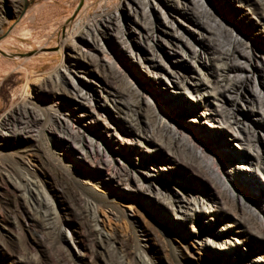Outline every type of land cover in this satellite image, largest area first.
<instances>
[{"label": "rangeland", "instance_id": "obj_1", "mask_svg": "<svg viewBox=\"0 0 264 264\" xmlns=\"http://www.w3.org/2000/svg\"><path fill=\"white\" fill-rule=\"evenodd\" d=\"M129 1L91 0L89 10L77 18L85 5L84 0H20L16 9L9 0H0V123L24 103L25 97H28L30 104L40 113H47L46 120L40 125L42 127L35 128L36 135L32 134L34 137L38 135V140L27 138L26 135L17 139L14 138L11 128L0 129V164H11V173H15L14 177L25 186V190L16 191L22 204L27 206L14 213L15 215L0 208V242L4 240L7 244V250L0 249V264H30L25 262L24 255L34 256V259L42 262L40 264H46L50 258L45 247L38 243L41 236L39 223L32 222L27 216L28 207L32 211L33 204L37 207V197L42 202L40 209L49 212L60 229L63 237L60 250L71 264H83V260H91V264L108 262V253L97 245L99 238L88 235V226L81 215L94 218L100 233L128 244L132 259L125 257L121 243L114 242L121 261L126 264H238L237 259L241 254L258 261L256 264H264V241L259 238L262 236L259 233L261 230L250 229L242 224L239 220L240 212L235 205H232V208L235 206L234 211L226 215L225 212L218 213V210H224V206L218 200L210 199L205 202L204 209L186 205L184 214H177L171 206L165 205L163 196L158 191H139L137 187L119 180L111 170L114 163L107 166L100 160L101 157H96L94 152L89 153L90 145L65 141V135L57 125L56 130H53V127L51 129L52 115L65 114L73 124V129L77 130L80 125L104 143L108 150L107 159L111 162L121 159L132 164L146 165L150 173H154L158 181L163 183L160 187H164L168 197L178 195L191 199L201 198L207 190L223 192L216 183L206 182L196 169L185 167L180 160L172 158L168 149L159 153L154 151L159 145L148 141L151 134H148L146 141L126 135L119 128L118 136L115 134L116 138L115 135L111 137L106 134V131H103L105 125L113 126L117 122L124 125V118L111 109L108 101H104L107 85L101 79L98 69H94V75H89L84 69L78 72L82 80L86 83L92 81L97 87L99 92L93 102L94 105L102 103L110 109L106 116L97 112L86 117L84 112L71 111V106L66 100L55 101L43 95L44 83L49 78L61 74L69 66H87L90 61L88 57L78 56L68 48L62 49V44L76 41L81 43L83 52L93 55L97 62L104 66L112 65L121 72L128 83L135 85L149 99L151 106L161 107L169 112L173 111L175 104L186 108L198 107L202 117L194 113L180 114L179 117L160 113L176 128L182 129L187 135L190 133L192 143L209 154L217 165L226 166L231 172H235L236 168V171L240 172L238 167H245L246 163L237 160L233 155L237 157L246 152L250 158H254L256 152L248 150L246 142L240 143L233 138L227 129L228 124L220 123L211 115V109L215 107L209 96L212 85L202 88L199 92L193 90L194 83L203 81L208 84L207 81L210 80V75L205 72L201 63L186 57L179 49L175 51L169 48L162 53V57L169 60L177 52L188 67L200 73L185 80V84L191 89L190 92H180L171 84L172 78L154 74L144 65H140L135 55L134 59L121 56L116 44L106 43L103 51L99 47H92L90 39L87 42L81 40L86 25L94 18L122 14L124 23ZM210 5L221 19L232 28L236 27V33L240 39L250 44V49L251 46H260L264 53V25L258 24L253 6L245 4L247 10L243 14L247 15L246 19L240 17L237 8L240 3L235 0H215ZM178 8L185 11L187 9L183 4L178 5ZM155 18L156 21H164L163 17L154 11L153 22ZM68 27L72 29L69 31ZM107 34L108 38L114 39L115 32ZM168 63L170 66L174 65L171 61ZM261 67L260 62H251L252 71H259ZM163 92L170 96V99L164 98ZM85 104L88 106L90 103ZM246 112L248 122L253 125L264 123V120L255 116L252 108L246 109ZM190 120H197L202 124L192 123L190 127L183 125H191ZM198 127L201 129H197ZM234 130L239 134L241 126L234 127ZM212 131L220 135H210L209 138H195L191 135L193 132L206 135ZM223 134L224 139L221 140ZM122 139L124 141H121ZM256 141L260 156L264 157V142ZM26 148L34 152L21 151ZM113 148L126 149L127 153L118 157L113 154ZM226 150L230 151L233 157L225 154ZM20 156L24 161L21 162ZM8 173L0 167V184L2 181L13 187L9 182ZM242 173L246 179L253 177L259 185L264 182V176L259 175L257 171L248 168ZM233 176L242 192L252 193L254 189L249 188L243 179L238 175ZM256 195L264 197V189ZM70 205L72 207H69ZM216 214L219 216H213ZM211 231L223 234L222 239L208 242L206 235ZM79 238H82L83 242H80ZM93 244L94 254L86 256L85 246ZM8 248L11 252H8ZM57 254H54V257ZM231 257L236 262L231 261ZM241 259L248 263L247 259Z\"/></svg>", "mask_w": 264, "mask_h": 264}, {"label": "bare ground", "instance_id": "obj_2", "mask_svg": "<svg viewBox=\"0 0 264 264\" xmlns=\"http://www.w3.org/2000/svg\"><path fill=\"white\" fill-rule=\"evenodd\" d=\"M9 1L16 9L20 0ZM84 1L85 5L83 10L79 13L77 18L89 10L91 0H87V2L86 0ZM214 1L215 0H130L127 3V12L124 14L126 19L124 23H122V14L94 18L86 25L81 40L87 42L88 39H90L92 47L95 49L99 47L103 51H105L106 43L109 45L112 43L116 44L121 56L134 59L135 55L137 62L142 66L144 65L148 70L150 69L154 74H161L163 77L166 76V78H168L169 76L172 78L173 81H170L171 84L177 90H180V92H190L191 89L185 84V80L187 78H194V76H198L200 73H198L196 69L188 67L186 61H182L180 59L182 56L179 57L180 55L177 52H175V55L171 56L169 60L166 58L164 59L162 53L164 54L165 50L169 48L175 51L179 49L186 57H190L201 63L206 70L205 72L210 75V80L207 81L208 84L203 81L194 83L193 90L199 92L202 88H208L212 85L210 86L212 87V92L209 93V96L212 98V103L215 107L211 109V115L220 123L223 122L228 124L229 126L227 129H229L228 131L231 133V136L239 140L240 143L246 142L248 150L256 152L253 159L250 158L246 152L242 155H237V157L228 150L224 152L228 156L233 155L237 160L246 163L244 165L245 167H238L240 172L236 171V168L235 172H231L228 167L217 165L209 154L192 143L191 137L189 136L190 133L187 135L182 129L176 128L173 124L165 120L160 113L165 112L166 114H172L178 117L180 114L194 113L202 117V113L198 110V107L195 108L192 106L191 108H186L175 104L173 106V111L169 112L163 110L161 107L156 108L151 106V103L149 104L148 101L149 99H147L135 85L128 83L121 72L112 65L106 64L107 66H104L100 64V62H97L93 55L83 52L80 45L81 43L79 42L71 41L70 43H64L62 44V49L68 48L69 51L78 56L88 57L90 61L87 66L85 68L79 67L78 64L74 67L69 66L63 70L61 74L49 78L44 83L43 95L55 101L66 100L71 106V111L78 110L84 112L86 117L89 114H96L97 112L106 116V114L110 112V109L103 106L102 103L98 102L94 105L93 102V98L96 96V93L99 92L97 87L92 84V81L91 83H86V81L82 80L78 72L80 69H84L89 75H94V69H98L101 72V79L107 85V87H105L104 101H108L111 109L124 118V125L120 122L118 123L116 120L114 121L117 123L113 126L109 124L105 125L103 131H106V134H110V136L113 137L115 134H118L119 128L124 134L145 141L148 134H151V139L148 141H150L151 144L159 145L157 149H153L154 151H158L159 153L168 149L172 158L180 160V163L185 167L196 169L206 182L216 183L223 192L217 193L207 190L201 198L191 199L178 195L168 197L166 191L163 189L164 187H160L163 183L158 181L154 173H150V169L146 165L139 163L132 164L121 159H115V162H111L107 159L108 150L104 143H102L98 137L89 134L87 129L80 125L77 127V130L73 129V124L70 123V120L67 119L65 114L52 115L51 129L53 127V130H56L57 125L61 133L65 135V141L73 143L78 141L79 143L90 145L91 148L89 153L94 152L96 157H101L100 160L107 166L114 163L111 170L113 175L119 180L124 181L128 185L137 187L139 191H158L163 196L162 198L163 201H165V205L171 206L173 212L177 214H184V207L186 205L204 209L205 202L210 199H216L224 206V210H218V213L225 212L227 215L229 212L234 211L236 206L240 212L239 220L242 224L248 226L250 229L257 228L261 230L259 233H261L260 235L262 236L259 238L264 241V197H258V195H256L263 191L264 182L259 185L253 177L246 179L242 173V171H246L249 168L251 171H257L259 175L264 176V157L260 156V151L256 144V140L264 142V123L253 125L252 122L250 123L246 120V118H248L246 109L249 108H252V112L256 114L255 116L264 120V53L261 51L262 48H260V46L258 48L251 46L250 49V44L240 39L236 33V27L232 28L224 19H221V17L216 14V10L211 7L210 3ZM231 1L234 2V0ZM235 2L240 3V5L237 6L241 15L240 17H247L243 12L247 10L245 4H249L253 6L256 11L258 24L264 25L263 0H235ZM180 4L187 7L186 11L178 8ZM154 11L163 17V22L160 20L156 21V18L155 22H153ZM33 19L34 17L31 18V20ZM132 24L133 27H131ZM68 29L70 31L72 28L68 27ZM107 32H115L113 40L108 38L109 36L107 37ZM132 41L134 45H132ZM134 41L136 42L134 43ZM158 47L160 48L157 50ZM168 61H171L174 65L170 66ZM252 61H257L262 64L259 71H252ZM77 79L81 80L78 81ZM162 94L164 98L170 99V96L166 95L164 92ZM85 102H89L90 104L86 106ZM203 107L205 108V106ZM46 115L34 108L30 104L28 97H25L24 103L0 123V129L11 128L14 138L17 139L22 137V135H26L27 138L38 140V135L34 137L32 134H35L34 129L42 125L46 120ZM190 122L191 125H183L190 127L192 123L202 124V122L197 120H190ZM181 123L184 122L181 121ZM204 123L203 121V124ZM230 124H233V126H230ZM236 126H241L239 134L234 130ZM197 129L201 128L198 127ZM41 130H43V128ZM102 132H100V134ZM196 134H194V132L191 133L195 138L196 136L209 138L208 136L210 135L213 137H218L220 135L216 131L206 133V135L202 134V132ZM223 139L224 134L221 137V140ZM117 140L120 139L117 138ZM121 141H124V139ZM115 150L116 148L112 149L113 154H116L118 157H123L127 153L126 149L119 148ZM21 151L30 153L33 150L26 148ZM21 156L19 158L22 162L24 160ZM152 156L158 157L157 155ZM169 159L170 157L167 158V160ZM0 167L9 172L7 176L10 177L9 182L13 186L10 187L8 183L1 181L0 208L6 210V213L9 214L22 211L25 206L20 201L16 189L25 190V186L14 177L13 174L15 173H11L13 172L11 164L1 163ZM233 175H238L243 179L245 184L249 185V188H253L254 190L252 193H246V191L245 193L242 192ZM3 181L5 180L3 179ZM37 199L39 203L37 207L33 204V211L29 207L27 208V216L31 218L32 222L37 221L39 223L41 236L38 243L45 247L50 257L46 261V264H71L72 262L70 263V260L66 255L61 253L60 250L63 241L60 229L57 228L52 215L40 209L42 202L39 197H37ZM232 205H235L233 206L234 208H232ZM69 207L72 206L70 205ZM81 216L88 226V235L99 238V243L97 242V245L108 253V262H106V264H126L121 261L122 258L118 254L117 248L114 247V242H116L117 239L100 233L94 218L85 215ZM213 216L219 215L216 214ZM222 237L223 234L213 231L206 235L208 242H216L221 240ZM79 239L80 242H83L82 238ZM117 243H121L120 246L123 245L125 257H127V259H132L133 255L128 244L120 241H117ZM85 247L87 252L86 256L94 254V244ZM0 249L7 250V244L4 240L0 242ZM8 252H11L10 248H8ZM54 254H57V256L54 257ZM33 257L24 255V260L25 262L28 261L30 264L42 263ZM241 258L247 259V264L258 263V261L253 258L241 254L239 259H237L238 264H246ZM230 260L235 261L233 257H231ZM82 263L91 264V260H83Z\"/></svg>", "mask_w": 264, "mask_h": 264}]
</instances>
